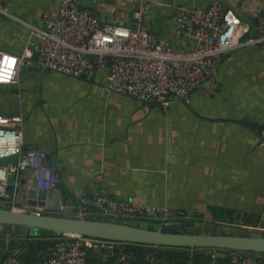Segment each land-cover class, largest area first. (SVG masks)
Segmentation results:
<instances>
[{
  "label": "crops",
  "instance_id": "crops-1",
  "mask_svg": "<svg viewBox=\"0 0 264 264\" xmlns=\"http://www.w3.org/2000/svg\"><path fill=\"white\" fill-rule=\"evenodd\" d=\"M79 1L104 18L132 21L135 3L131 0ZM212 1L158 0L149 5L147 27L177 48L188 47L189 41L171 33L176 7ZM220 1L240 15L246 35L257 33L264 0ZM59 2L2 0L10 13L0 12V50L20 53L30 24L44 25L45 16L53 17ZM107 70L102 66L86 79L20 64L17 83H0V115L20 116L25 146L51 154L59 181L70 193L63 192L69 200L66 205H77L81 194L101 193L168 208L172 218L255 223L264 232V144L260 142L264 48L258 43L232 48L222 56L217 74L194 90L188 102L176 99L167 107L111 90ZM197 112L225 119H207ZM17 160V155H11L0 163ZM13 179L9 176L8 182ZM20 179L33 184L26 171ZM14 206L72 213L23 203ZM14 237L9 242L8 233L0 235V264H37L50 249L29 258L25 239ZM202 251L211 250L187 249V259L182 261L153 256L155 264H204L205 259L195 254ZM111 253L99 251V261L87 264H105ZM133 258L131 251H125L114 264H135Z\"/></svg>",
  "mask_w": 264,
  "mask_h": 264
},
{
  "label": "built area",
  "instance_id": "built-area-1",
  "mask_svg": "<svg viewBox=\"0 0 264 264\" xmlns=\"http://www.w3.org/2000/svg\"><path fill=\"white\" fill-rule=\"evenodd\" d=\"M135 3L130 23L104 18L79 0H60L53 17L45 16L42 26L30 24V35L20 53L0 50V83H17V68H39L91 79L106 66L111 90L133 96L141 102L167 107L171 101L188 102L194 90L217 74L222 56L234 47L258 43L264 48V9L257 16V33L246 35L247 27L231 6L213 0L204 6L178 5L171 33L189 41L177 48L149 30L146 17L149 5L158 0H131ZM0 12L9 8L0 0ZM21 117L0 115V160L17 155L15 163H0V196L7 197L8 177L18 183L21 174L32 168L36 188H54L59 183L58 166L46 165L47 152L26 147ZM264 144V128L260 131ZM16 192L14 193V197ZM68 205V204H67ZM61 204L73 214L101 219L132 221L147 217H168V208L115 199L97 193L79 195L77 205ZM16 207V206H15ZM17 209L42 213L28 207ZM118 242L72 233H57L50 252L37 264H87L94 248H113ZM154 256L147 257L155 264ZM206 264H264V258L232 250L228 260L219 263L214 255Z\"/></svg>",
  "mask_w": 264,
  "mask_h": 264
},
{
  "label": "water",
  "instance_id": "water-1",
  "mask_svg": "<svg viewBox=\"0 0 264 264\" xmlns=\"http://www.w3.org/2000/svg\"><path fill=\"white\" fill-rule=\"evenodd\" d=\"M198 113V112H197ZM207 119H225L203 116ZM240 122V120H237ZM50 153L44 160L51 163ZM27 176L32 177V168L26 169ZM9 196H0V231L4 226L20 225L26 233L52 237L57 233H72L90 237L110 239L120 242L142 243L152 246H181L190 248H207L215 256L229 255L232 250L264 253V232L255 223L244 225L227 221L188 219L182 216L147 217L132 221L118 219H101L72 213H39L17 209L15 203L58 209L69 200L63 198V192L70 195L63 181L54 188H36L26 179L14 180L6 185ZM22 198H15L13 193ZM96 251L110 253L111 248H94Z\"/></svg>",
  "mask_w": 264,
  "mask_h": 264
},
{
  "label": "trees",
  "instance_id": "trees-1",
  "mask_svg": "<svg viewBox=\"0 0 264 264\" xmlns=\"http://www.w3.org/2000/svg\"><path fill=\"white\" fill-rule=\"evenodd\" d=\"M7 233H8L9 242L12 241L11 240L12 238H15L14 236L25 239V241L27 242V254L29 255V258L34 257L37 251L45 252L47 248L50 247L48 251L49 253L53 246L54 239L57 235L55 234L52 237H46L40 234H29V233H26L24 230V227L20 225H11V226L5 225L3 231H0V235L5 236L7 235ZM117 242L120 243V245H115L112 248V253L109 256L110 258L106 260L105 264H114L117 258L121 256L122 252H125V251L127 252L131 251L133 253L134 258L131 259V261L135 262V264L139 262L140 264H148L147 257L150 255H155V254H157V257L159 256L160 258H162L161 256H165V259H167L168 261L172 260L173 258L179 261H182V260L187 259V255L184 252L187 251V249H190V247H181V246H161L160 247L159 245L154 246L153 249H150V246L152 245H149V244L129 243V242H120V241H117ZM121 244H123L122 247H121ZM197 248H194V249H197ZM98 253L99 251H96L95 249L89 250L87 263L89 260H92V262L99 261L98 260L99 258H97ZM195 254L196 256L198 257L201 256L202 258L205 259L204 264L209 262L212 258L210 253H206L204 251L196 252ZM214 258L219 263H224L228 260V255L218 256V257L215 256Z\"/></svg>",
  "mask_w": 264,
  "mask_h": 264
},
{
  "label": "rangeland",
  "instance_id": "rangeland-1",
  "mask_svg": "<svg viewBox=\"0 0 264 264\" xmlns=\"http://www.w3.org/2000/svg\"><path fill=\"white\" fill-rule=\"evenodd\" d=\"M250 254H253L254 252H250V251H248ZM262 258H264V253H258Z\"/></svg>",
  "mask_w": 264,
  "mask_h": 264
},
{
  "label": "bare ground",
  "instance_id": "bare-ground-1",
  "mask_svg": "<svg viewBox=\"0 0 264 264\" xmlns=\"http://www.w3.org/2000/svg\"><path fill=\"white\" fill-rule=\"evenodd\" d=\"M35 214H36V213H35ZM14 231H15V230H14ZM36 236H37V235H36ZM138 247H139V246H138ZM145 247H146V246H145ZM160 247H161V246H160ZM180 252H181V251H180ZM213 255H214V251L211 252V256H213ZM214 257H215V255H214ZM257 257L259 258V257H261V256L258 255ZM209 258H210V257H209Z\"/></svg>",
  "mask_w": 264,
  "mask_h": 264
}]
</instances>
